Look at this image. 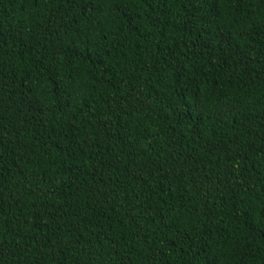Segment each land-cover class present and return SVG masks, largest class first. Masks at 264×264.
I'll use <instances>...</instances> for the list:
<instances>
[{
	"label": "trees",
	"instance_id": "1",
	"mask_svg": "<svg viewBox=\"0 0 264 264\" xmlns=\"http://www.w3.org/2000/svg\"><path fill=\"white\" fill-rule=\"evenodd\" d=\"M0 264H264V0H0Z\"/></svg>",
	"mask_w": 264,
	"mask_h": 264
}]
</instances>
